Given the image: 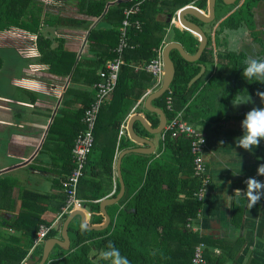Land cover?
Listing matches in <instances>:
<instances>
[{
  "label": "trees",
  "instance_id": "obj_1",
  "mask_svg": "<svg viewBox=\"0 0 264 264\" xmlns=\"http://www.w3.org/2000/svg\"><path fill=\"white\" fill-rule=\"evenodd\" d=\"M46 1L48 0H0V32L18 28L36 35L40 60L50 65L51 73L67 76L76 66L74 77L77 76L79 80L83 78L91 86L101 81L100 72L109 60L116 57L114 50L119 42L124 10L137 2H143L140 13L133 19L141 21L142 30H130L129 42L133 47L125 50L124 64L120 69L117 86L111 94V101L101 108L94 131V148L78 187V198L83 200L82 203L90 208L93 215L92 224H101L104 216L97 201L106 196V186L112 183L116 150L133 146L127 129L119 139L121 125L153 84L154 76L146 71V67L156 57L155 50L160 47L170 28L168 17L192 3L205 10L208 0H52L54 6L61 11L73 5L79 15L100 19L99 25L91 30L88 37L89 53L93 57H84L78 62L77 54L65 49L64 40L57 38L51 29L62 24H77L88 29L91 21L61 17L53 11L51 13L43 5ZM262 3L264 0H243L238 9L220 23L216 31V47L220 49L217 53L218 63L225 61V67L234 76L233 83L225 90V104L237 94H247L261 98L264 106V95H261L264 93V82L243 76L244 62L250 56L245 52L222 50L225 44L220 39L226 31L245 28L251 31L253 41L261 48L257 59L264 60V35L257 30L255 19L256 10ZM172 32L173 42L182 44L190 54L197 52L200 42L195 34L177 27H173ZM55 42H58V46H54ZM210 45L211 38L208 43ZM208 46L197 62L186 61L177 50L171 52L176 68L174 80L170 89L154 101L156 106L164 109L169 119L181 111L187 119V112L192 108L190 100L194 98L197 102L202 97L198 92L208 72L190 89L188 83L201 70L200 64L214 65V50ZM214 80L215 78L212 79V84ZM168 97L173 101L172 111L167 107ZM94 100L95 96L75 112L79 130L73 131L71 136L74 143L85 128L82 118ZM153 124L156 125V122ZM135 129L140 134H147L140 124ZM190 152L191 143L185 135L174 138L167 135L162 142V154L159 158L152 159V156L135 153L125 156L122 173L126 193L120 201L127 202L125 210H121L103 231L88 230L81 225L79 218H75L69 225L71 248L62 251L57 247L48 264H108L102 257L97 260L96 255L106 250L109 243L119 249L129 264H193L195 248L201 243L206 246L204 257L207 264H226L230 261L233 246L231 242L206 239L194 230L202 203L197 193L203 186V180L195 173L194 157ZM72 169L71 159L64 180ZM7 184L6 178H0V199L10 192ZM61 188L63 191L62 184ZM119 191L120 184L117 180L114 195ZM47 198V195L23 192L18 218L9 220L0 217V264H28L27 259L40 226L52 225L39 215L45 211L43 204ZM65 202L64 194L59 210L65 206ZM12 204L10 209L16 210L14 203ZM241 212L240 209L235 212L236 225H239L240 221L237 222L236 219H240ZM67 217L68 215L64 220ZM5 229L19 232L20 237ZM56 235L57 231L52 229L47 239ZM217 248L223 253L216 255L214 250ZM42 253L43 247H39L32 256L35 258Z\"/></svg>",
  "mask_w": 264,
  "mask_h": 264
},
{
  "label": "crops",
  "instance_id": "obj_2",
  "mask_svg": "<svg viewBox=\"0 0 264 264\" xmlns=\"http://www.w3.org/2000/svg\"><path fill=\"white\" fill-rule=\"evenodd\" d=\"M50 2L55 5L52 0ZM52 9H54V14L61 17L91 21L88 29L77 24H62L51 30L57 38L64 40L65 49L77 54V62L84 57H93V54L89 53L88 37L91 30L99 25L100 19L79 15L73 5L68 6L65 11ZM232 10L220 17L217 29L224 19L235 12ZM257 17L256 10V24L258 23ZM175 27L179 28L178 25ZM179 29L186 31L183 28ZM257 30L260 29L257 27ZM249 32L251 33V31ZM173 36L172 29H168L161 45L165 44L166 46L173 42ZM196 38H199L200 42V37ZM36 39V35L18 28L0 32V50L14 48L19 55V57L0 56V178H6L8 183L6 186L10 190L7 196L0 199V217L9 220L14 217L18 218L23 192L30 191L47 195V201L43 204L45 211L39 215L42 219L54 224L53 230L57 231V235L53 238L61 239L62 222L66 219L58 221L57 217L62 210H59V207L64 195L61 184L70 167L71 159H73L71 149L74 141L71 136L73 131L79 130L75 112L95 96V85L91 86L83 78L79 80L77 76L74 77L76 66L67 76L51 73L50 65L40 60L41 54L38 51ZM214 40L215 38L213 42ZM24 43L28 47H25ZM213 45L215 46V62H213L214 65L206 66L208 75L198 92L202 97L197 102L194 98L190 100L192 108L186 116L188 123L200 130L207 138V145L203 153L210 177L194 230L206 239L232 243L231 259L226 264H264V188L259 190L260 198L251 207H249L247 197L249 178L264 182V175L257 172L259 167L264 166V140L258 138L257 146L250 145L251 151L244 149L238 143L244 133L243 120L246 113L253 108L259 109L262 106V99L248 95L249 100L233 104L234 96L226 104L223 103L225 90L230 87L234 78L230 69H227L226 74L221 70L224 65L226 66V63L224 64V61L218 63L216 53L220 49L216 47V40ZM54 46H58V42H55ZM22 47L24 49H21ZM238 51L245 52L242 49ZM245 53L248 54V52ZM213 78L215 80L212 84ZM153 79V84L121 125L119 139L125 129L128 130V122L134 114H142L154 128L159 126V115L147 111L144 107L147 96L158 89L157 82L155 78ZM198 94L195 95L198 96ZM110 101L111 97L107 103ZM152 104L158 107L154 101ZM153 121L156 122V125L153 124ZM137 124L141 125L140 122H136L135 126ZM142 128L144 127L142 126ZM136 132L153 143L154 152L152 154H135L152 156V159L159 158L162 154L161 134L152 135L147 132L144 135ZM128 138L133 142V146L127 149L150 148L148 145L134 142L130 133H128ZM127 149L120 150L118 148L116 150L112 183L107 184L106 196L97 201L99 204L106 198L117 196L114 194L117 190V180L119 181L118 159L121 153ZM127 155L129 154L125 156ZM124 157L121 161V171ZM229 196L230 200L227 199ZM80 200L83 202L82 199ZM120 201L106 207L110 216V224L127 206V202L120 203ZM3 203L6 204L3 205ZM12 203L16 210L10 209ZM81 205L79 209L92 215L87 205L83 203ZM238 209L242 212L240 219H236L237 222L240 221L239 225H236L234 215ZM92 218L89 224H102H92ZM6 231L14 235L18 234L20 237L19 232L12 229ZM44 244L41 247H44ZM57 247L60 246L56 245L53 248L49 261ZM35 250L30 252V256ZM214 252L216 255L223 253L219 248Z\"/></svg>",
  "mask_w": 264,
  "mask_h": 264
},
{
  "label": "built area",
  "instance_id": "obj_3",
  "mask_svg": "<svg viewBox=\"0 0 264 264\" xmlns=\"http://www.w3.org/2000/svg\"><path fill=\"white\" fill-rule=\"evenodd\" d=\"M143 2H137L131 7L124 10V20L120 27V36L117 47L114 52L116 57L113 60H109L106 63L104 70L100 72L101 81L95 85L96 95L95 100L86 110L82 122L84 124V130H82L75 139L74 147L72 149V163L73 169L68 178L62 182L63 192L66 196L65 206L62 208L58 215V221L64 220L66 215L79 209L82 201L78 198V187L80 179L84 174L86 163L89 155L92 153L95 136L94 131L98 116L101 108L106 104L113 91L115 90L118 82L121 66L124 64V53L128 48L133 46L130 44V30H142V23L139 20H133L134 17L140 13L141 5ZM165 44L160 45L156 49V57L148 64L146 71L152 74L157 82V87H160L164 78V60L163 50ZM168 110H173V101L171 97L167 100ZM170 135L172 138L185 135L191 143V152L194 157L195 173L203 180V186L197 193V197L200 201L203 200L206 188L210 183V177L207 174V167L204 160L205 148L207 145V138L202 132L196 129L194 126L188 123L184 117L183 111L177 113L173 118L169 119L163 132L161 133L162 140L164 141L166 136ZM54 229V224L51 226L42 224L37 232V236L34 240L33 248L35 249L43 246L47 239L48 234ZM205 244H199L194 251L193 264H207L204 257Z\"/></svg>",
  "mask_w": 264,
  "mask_h": 264
},
{
  "label": "water",
  "instance_id": "obj_4",
  "mask_svg": "<svg viewBox=\"0 0 264 264\" xmlns=\"http://www.w3.org/2000/svg\"><path fill=\"white\" fill-rule=\"evenodd\" d=\"M224 4L231 5L236 0H222ZM216 4L217 0H208L207 10H201L194 5H188L180 9L174 16L169 15L168 21L175 23L180 22L182 26L185 28L184 30L192 33H196L200 36V44L198 46V50L195 54L188 53L182 44L178 42H170L168 43L163 50V60H164V78L160 85V87L149 94L144 102V107L147 111L155 113L160 117V123L157 128H154L144 117L142 114H134L129 122H128V131L132 140L138 144L148 145L150 148H133L127 149L123 151L118 159L117 170L120 182V191L114 198H106L100 202V210L103 216L105 217V221L101 225H91L89 224L92 215L90 213H86L81 209H77L71 212L66 220L63 223L62 235L61 239L58 238H50L48 239L43 247V253L41 257H33L32 255L29 257L28 264H47L49 261L50 254L53 248L58 245L63 250H69L71 247V239L69 236V225L75 219L79 218L81 225L88 230L95 231H103L107 229L110 225V216L106 211V207L108 205H113L119 203V201L124 197L126 186L122 176L121 171V161L122 158L126 154L130 153H144V154H152L154 152L153 143L137 134L134 126L136 122H140L141 125L152 135H159L163 132L168 118L163 109L153 106V101L163 96L171 87V84L174 80L176 68L175 64H173V60L171 58V52L177 50L179 54L188 62H197L201 58L203 52L208 46L209 37L204 30V28L200 25L202 24H210L216 20ZM192 17L194 20L190 19ZM198 21V22H196ZM176 24V23H175ZM201 70L199 73L193 77L188 83V89H190L200 78L204 76L206 73L207 67L204 64H200Z\"/></svg>",
  "mask_w": 264,
  "mask_h": 264
},
{
  "label": "clouds",
  "instance_id": "obj_5",
  "mask_svg": "<svg viewBox=\"0 0 264 264\" xmlns=\"http://www.w3.org/2000/svg\"><path fill=\"white\" fill-rule=\"evenodd\" d=\"M243 76L246 79H251L259 82H264V60H258L249 57L245 62ZM264 95V93H261ZM247 94L241 96L237 94L233 100V104L241 103L249 100ZM244 133L242 138L238 140L240 146L251 151L250 145L255 147L259 140H264V106L259 109L253 108L246 113L243 120ZM258 174L264 175V166L257 169ZM264 188V182L258 181L255 178H249L247 181V197L249 199V207L255 204L260 198V189ZM230 200V196L227 197ZM101 257L108 264H129L128 259L122 256L119 249L109 243L108 248L101 252Z\"/></svg>",
  "mask_w": 264,
  "mask_h": 264
},
{
  "label": "rangeland",
  "instance_id": "obj_6",
  "mask_svg": "<svg viewBox=\"0 0 264 264\" xmlns=\"http://www.w3.org/2000/svg\"><path fill=\"white\" fill-rule=\"evenodd\" d=\"M242 2H243V0L240 2V4ZM43 5L46 8V10L50 11L51 13H52V11L54 13V9H52V8H56L57 9L56 6L53 7L54 4L52 2H50V1H46V4L43 3ZM231 7L232 6H230V5L229 6H225V5H223L222 3L219 2L218 6H217V16H216L215 22H212L209 25H204L203 26L204 30L207 32V35H210L209 37L211 38V45L208 46V47L209 48H213L214 52H215V46H214L215 44L213 45V43L215 42V40L213 42V39L215 38V36H214L215 32L218 30L217 27H218V24L220 22L218 20L220 19V17H222V16L226 15L227 13H229L230 10H232ZM237 8H238V6L233 8V10H235ZM257 16H258L257 17L258 18V23H257L258 26L257 27L260 29L259 31H261L262 34L264 35V29H263V26H264V3H262L260 5V7L257 9ZM175 23L172 24V22H171L170 23L171 25H170L169 29H173V27L177 26ZM220 39H221L222 43L225 44V47L221 48L222 50H226V51H229V52H237L238 53L239 52L238 50L242 49L245 52H248V54H249V56L251 58H257L258 52L261 51L260 46L253 41V37L251 36V33L245 28L240 29L238 31H226L224 34H222L220 36ZM22 46H23V44H22ZM24 46H25V43H24ZM25 47H28V46H25ZM21 49H24V47H22ZM26 50L29 51V49H27V48H26ZM22 51L24 52V50H22ZM0 56H3V57H6V56H13V57L18 56L19 57L18 53L15 51L14 48H7V49L0 50ZM223 63L225 64V61ZM221 70L225 74L228 72L227 68L225 67V65L221 68ZM232 77L234 78V76H232ZM230 80H232V79H230ZM19 189H21V188H19ZM88 210H89V207H88ZM63 223H64V221L62 222V224ZM100 258H101V255L98 253L96 255V259L99 260Z\"/></svg>",
  "mask_w": 264,
  "mask_h": 264
},
{
  "label": "flooded vegetation",
  "instance_id": "obj_7",
  "mask_svg": "<svg viewBox=\"0 0 264 264\" xmlns=\"http://www.w3.org/2000/svg\"><path fill=\"white\" fill-rule=\"evenodd\" d=\"M239 0H236L233 4H231L230 6H232L231 8L233 9L234 8V6H236L237 5V2H238ZM222 3L223 5H225V6H229V5H226V4H224L223 3V1L222 0H217V4H216V15H217V6H218V3ZM241 4H239V5H237L238 7L240 6ZM236 6V7H237ZM238 9V8H237ZM237 9H235V11L237 10ZM190 19H192V20H194L192 17H189ZM196 22H198V21H196ZM215 22V21H214ZM211 24V23H210ZM200 25L203 27L205 24H202V23H200ZM207 25V24H206Z\"/></svg>",
  "mask_w": 264,
  "mask_h": 264
},
{
  "label": "bare ground",
  "instance_id": "obj_8",
  "mask_svg": "<svg viewBox=\"0 0 264 264\" xmlns=\"http://www.w3.org/2000/svg\"><path fill=\"white\" fill-rule=\"evenodd\" d=\"M180 22H176V24L178 25ZM181 25V26H180ZM180 25H178L179 26V28H183V29H185L183 26H182V24L180 23ZM192 33V32H191ZM193 34H195V35H197V36H199L198 34H196V33H193ZM200 37V36H199Z\"/></svg>",
  "mask_w": 264,
  "mask_h": 264
}]
</instances>
